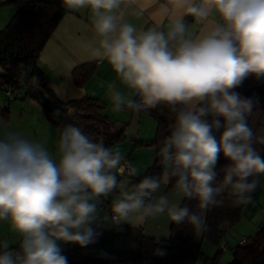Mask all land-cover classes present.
Here are the masks:
<instances>
[{
    "label": "clouds",
    "instance_id": "9594fccd",
    "mask_svg": "<svg viewBox=\"0 0 264 264\" xmlns=\"http://www.w3.org/2000/svg\"><path fill=\"white\" fill-rule=\"evenodd\" d=\"M64 2L91 11L94 55L116 76L106 85L113 112L170 107L174 125L158 153L165 169L134 183L122 178L119 148L74 125L60 131L55 151L46 140L0 127V222L20 237L19 250L0 241V264H68L57 241L88 246L101 220L122 225L167 216L200 232L206 211L221 206L225 193L237 205L251 204L264 175V124L254 127L261 101L235 89L249 76L264 79V0H172L182 14L166 29L147 30L123 20V0ZM185 15L204 25L198 34ZM221 154L227 162L218 166ZM169 184L173 190L164 194ZM114 193L105 214L102 198ZM184 200L197 201L198 210Z\"/></svg>",
    "mask_w": 264,
    "mask_h": 264
},
{
    "label": "trees",
    "instance_id": "16d2710c",
    "mask_svg": "<svg viewBox=\"0 0 264 264\" xmlns=\"http://www.w3.org/2000/svg\"><path fill=\"white\" fill-rule=\"evenodd\" d=\"M8 3L17 4L18 8L0 29V84L4 89L10 90L17 98L24 95V98L35 101L45 119L58 128L59 134L66 125L71 124L94 141L102 142L108 147L124 140L125 125L116 129V123L102 113L105 106L102 100L86 95L62 101L50 88L47 73L37 64L41 49L65 13L64 0H5L0 5ZM95 68V62H84L74 66L71 74L76 82L84 83ZM33 75L39 77L38 84L32 83ZM262 89L264 79L249 76L235 91L243 96H252L253 91ZM144 112L156 121L154 138L144 143L155 146L156 158L143 174L127 177L134 183L139 182L145 175H160L164 171V164L158 154L159 147L174 125V114L168 105L160 104ZM1 114L7 120L8 108ZM226 162L221 154L218 166ZM122 177L126 178L124 175ZM168 186L172 187V184ZM112 196L102 198L101 206H108L110 209ZM182 203L198 210L195 200H184ZM244 206L234 203V197L225 193L221 206L210 207L206 211L205 228L200 231L201 239L216 245L219 249L217 253H221L220 244L227 235V230H231L230 226L242 218ZM93 228L97 234L93 243L85 247L77 245L60 249L61 254L67 257L68 264H197L202 254L201 244L195 240L198 232L193 231L186 223H171L170 233L165 239L151 238L141 233L136 239L135 248L129 251H103L99 245L103 237L102 227L94 224ZM115 228L121 230L120 225H115ZM245 239L246 242L240 243L239 238L238 243L232 247V258L227 264H264V226L252 237ZM214 263L213 261L212 264Z\"/></svg>",
    "mask_w": 264,
    "mask_h": 264
},
{
    "label": "crops",
    "instance_id": "0c3cea01",
    "mask_svg": "<svg viewBox=\"0 0 264 264\" xmlns=\"http://www.w3.org/2000/svg\"><path fill=\"white\" fill-rule=\"evenodd\" d=\"M4 1L0 0V3ZM64 7L65 13L41 49L37 64L47 73L50 88L62 101L88 95L104 102L102 113L116 123V129L125 125V139L110 147L119 148L122 154L129 158L134 176L141 175L156 158L155 146L144 144L154 138L156 121L145 112L133 113L126 110L116 113L112 111L111 101L106 94V85L116 81V76L106 60L94 55L99 37L92 25L91 11L88 8L71 9L65 3ZM17 8L18 5L14 3L0 5V24H6ZM119 14L124 21L132 23L138 30H147L151 27L166 29L170 18L182 12L174 8L172 0H123ZM184 19L194 33L198 34L204 26L192 16L185 15ZM84 62H95L96 68L84 83H78L73 79L71 71L74 66ZM26 101L31 109L30 114L35 112L39 116L40 106L30 98ZM260 107L261 111L254 127L264 124V106ZM123 178L127 179V177ZM257 189L258 193L254 202L258 204V208L255 212H260L261 218L264 219V175L260 176ZM172 190V187L166 186L163 193L168 194ZM114 198H110L109 205ZM101 207L105 214H110L108 206ZM171 223L167 216H163L145 221L133 220L131 224L120 225L121 230L111 225L110 221L101 220L95 225L102 227L103 237L99 245L103 251L112 249L129 251L135 248L136 239L141 233L151 238L165 239L170 233ZM57 242H61L59 243L61 245H58L59 248L68 249L77 246L63 241Z\"/></svg>",
    "mask_w": 264,
    "mask_h": 264
},
{
    "label": "rangeland",
    "instance_id": "374dc122",
    "mask_svg": "<svg viewBox=\"0 0 264 264\" xmlns=\"http://www.w3.org/2000/svg\"><path fill=\"white\" fill-rule=\"evenodd\" d=\"M4 25L3 23L0 24V29L3 28ZM26 100H28V97L24 98V95H21L20 98H17L14 93H11L10 90L6 91L0 85V127L8 126L22 131L29 139L46 140L49 149L55 151V142L59 138L58 128L45 119L43 113H41V109V111L38 112L39 116H37L35 112L30 114L31 109L27 105ZM5 108H8L9 111L7 120H4L1 114ZM112 197L116 199L118 194ZM261 215L260 212H255L251 217L243 216L237 223L230 226V234L225 235L222 244L234 247L238 243L239 238L252 237L264 226V219L261 218ZM195 240L201 244L200 250L202 253L197 260V264H212L213 261L215 262L214 264H227L232 258V252L229 250L217 253L219 250L218 247L204 238L201 239V232L197 233ZM0 241H7L10 248L19 250L20 237L10 230V226L7 222H0ZM59 243L57 242L58 245H61ZM137 264L146 263L142 262Z\"/></svg>",
    "mask_w": 264,
    "mask_h": 264
},
{
    "label": "built area",
    "instance_id": "2783aa9c",
    "mask_svg": "<svg viewBox=\"0 0 264 264\" xmlns=\"http://www.w3.org/2000/svg\"><path fill=\"white\" fill-rule=\"evenodd\" d=\"M0 85L4 88V86L2 84H0ZM253 94L258 95L260 98V101L264 102V89L258 90V91H253L252 95ZM261 106H264V103H261ZM122 175H124L126 177H132L134 175L133 167L131 165L129 158H127V157H125V166H124ZM229 232L230 231L228 229L227 233L230 234ZM239 242L244 243V242H246V239L244 237H242V238H240ZM232 249H233L232 247L226 246L225 244H220V250L221 251H228V250L231 251Z\"/></svg>",
    "mask_w": 264,
    "mask_h": 264
},
{
    "label": "water",
    "instance_id": "95a60500",
    "mask_svg": "<svg viewBox=\"0 0 264 264\" xmlns=\"http://www.w3.org/2000/svg\"><path fill=\"white\" fill-rule=\"evenodd\" d=\"M69 112H72V110L69 109ZM257 193H258V189L255 193L252 194L253 195L252 203L249 205H245L244 208L242 209V215L251 217L253 213L257 210L258 204L254 202V198L257 195Z\"/></svg>",
    "mask_w": 264,
    "mask_h": 264
}]
</instances>
